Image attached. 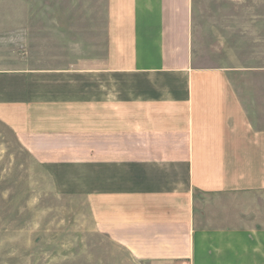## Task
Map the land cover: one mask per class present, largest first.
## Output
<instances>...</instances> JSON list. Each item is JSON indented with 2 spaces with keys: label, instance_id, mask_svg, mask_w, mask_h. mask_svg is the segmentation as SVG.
Masks as SVG:
<instances>
[{
  "label": "crops",
  "instance_id": "1",
  "mask_svg": "<svg viewBox=\"0 0 264 264\" xmlns=\"http://www.w3.org/2000/svg\"><path fill=\"white\" fill-rule=\"evenodd\" d=\"M102 1L95 55L0 69V123L134 261L264 264V89L196 63L195 0Z\"/></svg>",
  "mask_w": 264,
  "mask_h": 264
},
{
  "label": "rangeland",
  "instance_id": "2",
  "mask_svg": "<svg viewBox=\"0 0 264 264\" xmlns=\"http://www.w3.org/2000/svg\"><path fill=\"white\" fill-rule=\"evenodd\" d=\"M103 2L0 0V69L63 66L86 42L88 56L95 55ZM195 10L196 63L243 67L234 86L263 90L256 71L264 68V0H195ZM247 98L255 104L261 96ZM0 264L145 263L99 235L84 200L55 191L0 123Z\"/></svg>",
  "mask_w": 264,
  "mask_h": 264
}]
</instances>
